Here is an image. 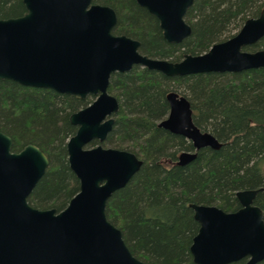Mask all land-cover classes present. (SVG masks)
I'll list each match as a JSON object with an SVG mask.
<instances>
[{
	"label": "water",
	"instance_id": "water-1",
	"mask_svg": "<svg viewBox=\"0 0 264 264\" xmlns=\"http://www.w3.org/2000/svg\"><path fill=\"white\" fill-rule=\"evenodd\" d=\"M158 22L162 38L179 43L190 34L184 15L192 0H135ZM24 13L0 18V79L45 88L90 103L68 116L75 132L65 143L68 168L78 190L60 210L38 209L27 196L43 175L48 160L28 143L11 151V139L0 131V264H150L135 258L120 230L105 217L110 195L124 186L141 165L133 153L97 144L113 124L117 99L107 92L111 73L138 65L165 76L207 72H238L264 67V50L246 51L264 36V7L243 21L225 40L197 55L178 61L146 56L139 41L115 35V13L91 0H21ZM168 112L157 126L189 140L193 151H181L176 164L195 157L201 147L217 149L220 143L192 122L183 95L164 96ZM237 190L239 207L231 212L214 205L189 203L198 227L188 247L193 264H229L264 259V221L253 204L258 191Z\"/></svg>",
	"mask_w": 264,
	"mask_h": 264
},
{
	"label": "trees",
	"instance_id": "trees-1",
	"mask_svg": "<svg viewBox=\"0 0 264 264\" xmlns=\"http://www.w3.org/2000/svg\"><path fill=\"white\" fill-rule=\"evenodd\" d=\"M91 2L113 9L112 34L136 39L146 56L173 62L227 39L264 7V0H192L183 17L190 34L168 43L157 20L135 0ZM24 11L21 0H0V18ZM242 49L264 50V36ZM169 91L186 98L193 124L220 143L217 149L199 148L183 165L175 163L177 154L193 151L190 141L156 125L168 112L164 96ZM107 92L118 102L112 127L103 141L89 145L129 151L141 165L107 199L105 217L120 230L135 258L150 264H193L188 247L198 224L188 204L231 212L239 207L237 190L264 187V67L165 76L134 65L111 73ZM92 99L0 79V131L10 137L11 151L31 143L48 160L27 196L31 206L60 210L78 190L66 161L65 143L76 129L68 116ZM253 204L264 221V190L256 193ZM255 264H264V259Z\"/></svg>",
	"mask_w": 264,
	"mask_h": 264
},
{
	"label": "rangeland",
	"instance_id": "rangeland-1",
	"mask_svg": "<svg viewBox=\"0 0 264 264\" xmlns=\"http://www.w3.org/2000/svg\"><path fill=\"white\" fill-rule=\"evenodd\" d=\"M91 141H93V140H91ZM91 141H90V142H91ZM94 141H96V140H94ZM90 142H89V143H90ZM89 143L86 144V147H92V146L97 145V144H95V145H89ZM177 155H178V154H177Z\"/></svg>",
	"mask_w": 264,
	"mask_h": 264
}]
</instances>
